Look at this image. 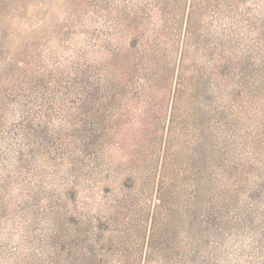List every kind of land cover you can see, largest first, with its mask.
<instances>
[{
  "label": "rangeland",
  "instance_id": "374dc122",
  "mask_svg": "<svg viewBox=\"0 0 264 264\" xmlns=\"http://www.w3.org/2000/svg\"><path fill=\"white\" fill-rule=\"evenodd\" d=\"M0 264H264V0H0Z\"/></svg>",
  "mask_w": 264,
  "mask_h": 264
},
{
  "label": "trees",
  "instance_id": "16d2710c",
  "mask_svg": "<svg viewBox=\"0 0 264 264\" xmlns=\"http://www.w3.org/2000/svg\"><path fill=\"white\" fill-rule=\"evenodd\" d=\"M82 122H83L84 126L87 125V122H85L84 119L82 120ZM76 132H77L78 136H80L81 138H83L85 140H86V138L88 139V137H90V135H92V134H90V135L85 134L84 128L78 129V131H76Z\"/></svg>",
  "mask_w": 264,
  "mask_h": 264
}]
</instances>
